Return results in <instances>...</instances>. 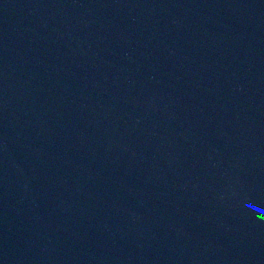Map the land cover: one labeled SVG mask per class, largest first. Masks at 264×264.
<instances>
[{"label":"water","instance_id":"obj_1","mask_svg":"<svg viewBox=\"0 0 264 264\" xmlns=\"http://www.w3.org/2000/svg\"><path fill=\"white\" fill-rule=\"evenodd\" d=\"M0 264H264V0H0Z\"/></svg>","mask_w":264,"mask_h":264}]
</instances>
